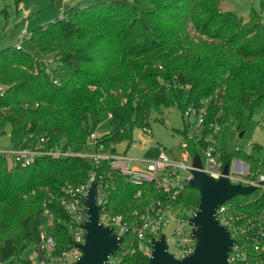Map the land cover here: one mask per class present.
Segmentation results:
<instances>
[{
  "label": "trees",
  "instance_id": "1",
  "mask_svg": "<svg viewBox=\"0 0 264 264\" xmlns=\"http://www.w3.org/2000/svg\"><path fill=\"white\" fill-rule=\"evenodd\" d=\"M223 1L111 0L69 7L63 17L35 29L20 49L0 50V128L9 125L20 144L44 139L46 148L79 152L106 117L99 141L131 145L136 130L149 128L152 113L166 108L177 107L184 117L189 107L208 101L204 136L211 133L210 123L223 128L233 104L251 114L264 101V0L248 20L223 11ZM50 57L54 65L47 64ZM236 118L244 131L250 117ZM260 124L264 134V115ZM179 132L191 153L201 156L204 140L196 141L187 126ZM217 150L224 165L241 158L252 174L264 172L263 145L254 144L249 154ZM96 170L80 157H38L22 167L10 166L0 154V264H32L22 254L38 249L44 230L56 240L57 256L67 252L70 216L60 201ZM159 201L196 212L200 195L187 185L172 198L155 185L136 186L115 175L106 208L140 226V216ZM228 204L255 215L264 210V194L256 190ZM136 244L134 234L124 236L119 264H148Z\"/></svg>",
  "mask_w": 264,
  "mask_h": 264
},
{
  "label": "built area",
  "instance_id": "2",
  "mask_svg": "<svg viewBox=\"0 0 264 264\" xmlns=\"http://www.w3.org/2000/svg\"><path fill=\"white\" fill-rule=\"evenodd\" d=\"M77 1L63 0L65 6L69 4V7L76 6ZM67 9L62 8L60 17L65 15ZM30 36L31 34L23 31L16 48L20 49L22 41L29 39ZM2 91L3 87L0 86V94ZM207 104L208 101H205L199 107H189L185 111L183 119L190 135L196 141L203 139L207 144L205 148H201L203 156H200L201 168L199 171L218 180L225 176V165L217 150L222 127L218 123H210L208 128L211 129V133L204 136L205 122L209 116ZM142 131L151 133L150 128H145ZM100 136L99 133H93L88 141L87 149L79 152L65 150L62 147L46 148L44 139L40 143L32 142L31 146L22 147L21 145L17 148L0 150V154L7 157L10 166L28 167L38 157L65 158L74 156L90 160L98 167V170L91 172L80 186L69 187L66 190V197L60 201L70 216L67 227L72 233L71 248L57 256L56 240L45 230L42 232L38 250L44 254L45 261H49L47 264H73L80 257L81 253L76 245L85 242L84 224L88 220L85 200L93 185L96 187V203L100 207V223L104 227H112L116 236L122 238L120 250L111 255L106 264H119L122 261L123 253L120 252L124 236L127 234L135 235L136 249L149 258L153 252L154 241L159 240L162 235L165 237L168 253L174 258L181 259L192 253L197 243L193 236L195 226L192 223V218L197 211L185 212L173 209L170 206H164L159 201L146 209L145 213L140 216L141 225L137 226L135 223H128L121 215H113L107 210L106 205L115 175L125 177L127 181L136 186L155 185L169 197H177L187 185H190V181L193 179L192 171L195 169L194 161L197 155L189 152L184 156L185 160L179 162L172 160L165 151H162L156 159L138 160L144 163V166L138 167L132 164L137 159L118 153L116 145H106L99 141ZM184 146L190 149L186 142ZM104 164L108 166H106L107 169L100 171V167ZM228 167L227 177L232 183L255 187V191L260 190L264 194V172L252 174L249 164L243 160H235L233 171H231V164ZM232 172L244 175L245 178L236 177ZM139 195L141 194L139 193ZM228 202L216 211L217 220L228 229L234 240L228 262L238 264L243 261H260L256 264H264V210L255 215H243L235 212ZM134 214L138 215L137 212ZM175 222L178 223V226L175 227L171 236L163 233L164 228Z\"/></svg>",
  "mask_w": 264,
  "mask_h": 264
},
{
  "label": "rangeland",
  "instance_id": "3",
  "mask_svg": "<svg viewBox=\"0 0 264 264\" xmlns=\"http://www.w3.org/2000/svg\"><path fill=\"white\" fill-rule=\"evenodd\" d=\"M109 1L111 0H78L77 3L84 6L95 2ZM68 7L69 4L65 6L63 0H0V50L16 45L23 31L30 35L35 29L60 17L62 8L67 9ZM221 8L223 11H233L248 20L250 12L260 11V0H224ZM47 64L54 65L53 57L48 58ZM238 114L250 117L244 131L238 129V119L236 118ZM263 115L264 101L251 114L238 104L231 105L229 118L222 128L218 146L224 147L228 152L240 149L246 154L252 151L254 144L264 146V134L260 124ZM108 124L109 120L106 117L103 125L107 127ZM103 125L99 134L106 133V128H103ZM186 126L181 111L177 107L163 109L161 113H152L149 119L151 133L136 130L133 143L131 145L126 142L117 144V152L137 159L132 164L138 167L144 166V163L138 160L156 159L162 151H165L172 160L184 161V156L191 153V149L184 146L185 140L179 131H183ZM20 145L27 147L33 144L31 141L20 144L17 139L12 138L9 125L3 129L0 128V150L17 148ZM235 160L243 159L234 158L231 163V171H233ZM232 174L239 178H245L244 175L233 172ZM177 226V222L172 223L169 227L164 228L163 233L171 236ZM22 258L30 260L32 264H45L40 261L39 251L35 246L27 248L23 252Z\"/></svg>",
  "mask_w": 264,
  "mask_h": 264
},
{
  "label": "water",
  "instance_id": "4",
  "mask_svg": "<svg viewBox=\"0 0 264 264\" xmlns=\"http://www.w3.org/2000/svg\"><path fill=\"white\" fill-rule=\"evenodd\" d=\"M194 168L190 186L200 195L199 208L192 218L196 247L184 258H174L168 253L165 237L162 235L153 243V252L148 264H231L228 262V256L234 240L228 229L217 220L216 211L237 196L253 193L255 187L232 183L227 177L228 165L224 167V177L218 180L210 178L199 171L200 156L196 157ZM85 206L88 215L84 224L85 242L76 245L81 256L74 264H106L108 258L120 250L122 238L116 236L112 227H104L100 223V207L96 203L95 185L88 192Z\"/></svg>",
  "mask_w": 264,
  "mask_h": 264
}]
</instances>
